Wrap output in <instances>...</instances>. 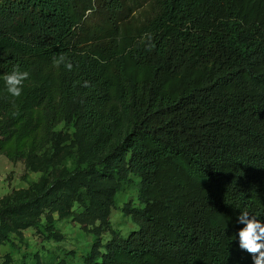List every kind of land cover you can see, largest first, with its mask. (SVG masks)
I'll return each instance as SVG.
<instances>
[{
    "label": "trees",
    "instance_id": "16d2710c",
    "mask_svg": "<svg viewBox=\"0 0 264 264\" xmlns=\"http://www.w3.org/2000/svg\"><path fill=\"white\" fill-rule=\"evenodd\" d=\"M0 156L41 173L0 200V244L60 241L71 218L93 236L82 264H252L237 218L264 220V0H0Z\"/></svg>",
    "mask_w": 264,
    "mask_h": 264
},
{
    "label": "rangeland",
    "instance_id": "374dc122",
    "mask_svg": "<svg viewBox=\"0 0 264 264\" xmlns=\"http://www.w3.org/2000/svg\"><path fill=\"white\" fill-rule=\"evenodd\" d=\"M57 129L72 131L63 124ZM69 158L64 162L67 166L73 164L77 154L72 153ZM40 176L41 173L28 171L23 161L11 162L0 156V200L27 189L36 183ZM130 178L131 183L124 185L117 195L116 207L111 212V228L120 237H126L137 229L130 217L121 210L123 204L128 201L139 205L136 198L139 180L134 176ZM42 221L44 222L43 218ZM55 227V231L62 237L60 241L47 238V232L40 227L23 230L21 239L4 241L0 244V264H82V257L92 245V234L81 230L71 218L56 220ZM110 237L109 232H104L101 240L105 243Z\"/></svg>",
    "mask_w": 264,
    "mask_h": 264
},
{
    "label": "clouds",
    "instance_id": "9594fccd",
    "mask_svg": "<svg viewBox=\"0 0 264 264\" xmlns=\"http://www.w3.org/2000/svg\"><path fill=\"white\" fill-rule=\"evenodd\" d=\"M26 77L27 73L14 69L5 78L8 91L14 96H19L22 81ZM237 222L243 225L237 234L239 248L251 255L252 264H264V220L249 212H241Z\"/></svg>",
    "mask_w": 264,
    "mask_h": 264
}]
</instances>
